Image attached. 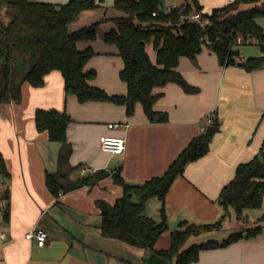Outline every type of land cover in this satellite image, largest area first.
<instances>
[{"label":"crops","instance_id":"0c3cea01","mask_svg":"<svg viewBox=\"0 0 264 264\" xmlns=\"http://www.w3.org/2000/svg\"><path fill=\"white\" fill-rule=\"evenodd\" d=\"M39 1L59 4L68 0ZM186 1L163 0L162 9L168 11ZM199 1L203 11L209 12L231 0ZM250 5L242 2L238 9ZM123 14L113 6V0H104L100 6L82 11L70 25L75 30L100 18V32L104 34L116 27L113 18ZM256 20L264 27L261 16ZM101 34L76 43L79 49L94 50L85 65L96 70L90 83L111 94L126 93L127 85L119 76L122 57L117 46L106 42ZM237 42L242 45L241 37ZM253 43L258 48L249 53L239 50L238 44L234 46L238 55L232 65L220 64L216 53L206 46L195 59L181 56L177 69L199 91L186 92L175 82L155 87L154 91H162V95L153 108L166 112V121L150 119L140 102L131 115L122 104L80 102L76 95L65 92L64 78L57 69L44 76L41 86L24 82L20 102H1L0 152L9 175L0 182V194L7 190L3 202L8 212L4 220L0 219V264H172L175 256H162L153 249L102 235L97 202L112 203L122 194V186L113 177L117 171L129 183L162 175L190 140L205 130L212 115L218 116L220 129L213 135L208 152L188 162L166 192L168 229L155 248L169 247L174 228L221 218V227L191 235L182 248L207 240L220 241L232 232L241 231L242 237L225 246L201 249L189 264H264V196L262 206L246 211L243 219L236 217L232 207L222 218L224 210L219 200L236 166L264 149V65L248 70L241 64L248 57L264 54L260 45ZM146 50L155 60L151 42ZM40 107L66 110L71 116L66 129V145L70 146L66 160L60 156L63 144L36 127L35 111ZM109 122L120 125L110 128ZM103 134L124 137V150L117 154L102 150L99 137ZM100 168L109 174L91 185L56 195L46 185L48 171L61 173L60 179L67 183ZM161 204L157 197L149 198L144 213L160 221ZM172 222L176 224L172 226ZM37 227L48 232L44 245L25 235ZM255 227L261 230L249 237L246 231Z\"/></svg>","mask_w":264,"mask_h":264},{"label":"trees","instance_id":"16d2710c","mask_svg":"<svg viewBox=\"0 0 264 264\" xmlns=\"http://www.w3.org/2000/svg\"><path fill=\"white\" fill-rule=\"evenodd\" d=\"M103 1L68 0L57 4L39 0H0V103L20 102L24 82L41 86L44 76L57 69L64 78L65 92L76 95L80 102L95 100L122 104L128 115L140 102L150 119L166 121V112L153 108L155 100L162 95V91H154L155 87L175 82L186 92L199 91V87L189 83L177 69L181 56L195 59L206 46L216 53L220 64L232 65L238 55L234 48L239 44L238 37H241L242 44L249 43L247 40L251 38H264V27L256 20L264 15V0H231L209 12L203 11L199 0H187L167 12L162 9L163 0H113V6L124 14L113 18L116 27L106 31L103 37L118 48L123 60L119 76L126 83L127 90L126 93L111 94L90 83L96 76V70L85 65L94 55V50L90 47L79 49L76 45L78 40L96 37L95 24L69 29L70 23L82 11L98 7ZM242 2L251 5L238 9ZM191 14L197 18H190ZM149 42L156 50L155 60L146 50ZM259 45L264 51V44ZM241 64L248 70L261 67L264 54L248 57ZM70 120L66 110L40 107L35 111L37 129L47 131L49 139L63 144L64 151L60 156L64 160L70 152V146L66 145V129ZM219 129L218 116H210L205 130L190 140L162 175L141 183H129L119 171L114 173V181L122 186L123 191L112 203L106 200L97 202L102 235L153 249L162 256H175L172 264H189L198 258L201 249L225 246L240 239L241 231L232 232L220 241L207 240L182 248L191 235L221 227L220 218L212 223H185L182 228H174L169 247L155 248L156 241L168 229L164 204L166 192L188 162L208 152L209 143ZM108 174V170L100 168L64 183L60 179L61 173L48 171L45 180L48 189L56 195L60 191L94 184ZM8 175L0 152V182ZM6 195L7 190L0 195L3 220L8 214L3 202ZM263 196L264 149H261L250 160L240 162L233 178L222 187L219 194L224 210L222 218L228 207H232L236 217L243 219L246 211L262 206ZM151 197L162 201L160 221L144 213L146 201ZM260 230V227L251 228L246 234L250 237Z\"/></svg>","mask_w":264,"mask_h":264},{"label":"built area","instance_id":"2783aa9c","mask_svg":"<svg viewBox=\"0 0 264 264\" xmlns=\"http://www.w3.org/2000/svg\"><path fill=\"white\" fill-rule=\"evenodd\" d=\"M173 7L175 6L170 7V9H172ZM155 13L156 12H153V14ZM189 17L197 18V15L191 14ZM250 40H254V42H256L257 44H262V43L264 44V38L263 39L251 38V39H248L247 41L250 42ZM119 125L120 124L117 122L108 123V127L110 128L117 127ZM99 141H100L101 149L111 154L121 153L125 148V138L122 136L103 134L99 137ZM3 213L4 211H3V206H2V200L0 198V219L1 220H3ZM25 235L29 239H35L38 245H44L48 237V232L44 228L37 227V228L29 230L28 232H26Z\"/></svg>","mask_w":264,"mask_h":264},{"label":"rangeland","instance_id":"374dc122","mask_svg":"<svg viewBox=\"0 0 264 264\" xmlns=\"http://www.w3.org/2000/svg\"><path fill=\"white\" fill-rule=\"evenodd\" d=\"M262 17V20H264V15L263 16H261ZM103 21H102V19H98V21L97 22H95V26H96V29H97V34L98 33H100L101 34V32H100V29H102V28H100V23H102ZM69 29L70 30H73V28H72V26L70 25V27H69ZM101 36L103 37V33L101 34ZM253 41L254 40H250V42L249 43H247V44H242V45H237V48L239 49V50H241V51H243L244 53H249V52H251V51H256V49L258 48L254 43H253Z\"/></svg>","mask_w":264,"mask_h":264},{"label":"water","instance_id":"95a60500","mask_svg":"<svg viewBox=\"0 0 264 264\" xmlns=\"http://www.w3.org/2000/svg\"><path fill=\"white\" fill-rule=\"evenodd\" d=\"M176 224V222H172L171 225L174 226Z\"/></svg>","mask_w":264,"mask_h":264}]
</instances>
